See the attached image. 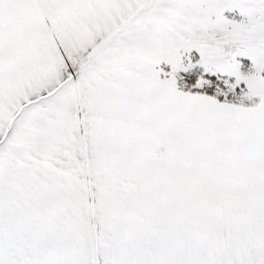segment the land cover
<instances>
[{
    "label": "snow or ice",
    "instance_id": "6c2138e0",
    "mask_svg": "<svg viewBox=\"0 0 264 264\" xmlns=\"http://www.w3.org/2000/svg\"><path fill=\"white\" fill-rule=\"evenodd\" d=\"M0 264H264V0H0Z\"/></svg>",
    "mask_w": 264,
    "mask_h": 264
}]
</instances>
